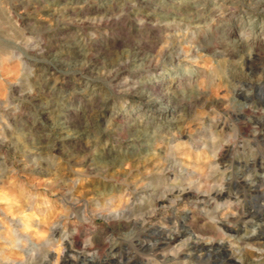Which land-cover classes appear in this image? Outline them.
I'll return each mask as SVG.
<instances>
[{
	"label": "rangeland",
	"instance_id": "1",
	"mask_svg": "<svg viewBox=\"0 0 264 264\" xmlns=\"http://www.w3.org/2000/svg\"><path fill=\"white\" fill-rule=\"evenodd\" d=\"M263 180L264 0H0V264H264Z\"/></svg>",
	"mask_w": 264,
	"mask_h": 264
},
{
	"label": "bare ground",
	"instance_id": "2",
	"mask_svg": "<svg viewBox=\"0 0 264 264\" xmlns=\"http://www.w3.org/2000/svg\"><path fill=\"white\" fill-rule=\"evenodd\" d=\"M140 51H138L139 53ZM172 51L167 49V51L164 53V57H166L167 59H172V55H171ZM158 99V98H157ZM160 99V98H159ZM167 100V99H166ZM165 100V101H166ZM160 101H163V99H160ZM155 103V101H154ZM171 109L170 110H175L177 109L176 106H171L170 107ZM79 127V126H78ZM258 151V150H257ZM263 151V150H262ZM258 155V154H257ZM260 155V154H259ZM169 160V159H168ZM254 161V160H253ZM263 161V160H261ZM259 162V161H258ZM257 162V163H258ZM252 164V163H251ZM262 166V165H261ZM171 167V166H170ZM248 169V168H247ZM257 170V169H256ZM259 170V169H258ZM248 175V174H247ZM244 176V175H243ZM247 177V176H246ZM245 177V178H246ZM249 177V176H248ZM261 179V178H260ZM248 180V179H247ZM177 181V180H176ZM260 181V180H259ZM264 181V180H263ZM233 183V182H232ZM184 184V183H183ZM182 184V185H183ZM237 185V183H236ZM235 186V185H234ZM253 186V185H252ZM158 187V186H157ZM175 187V186H173ZM261 188V187H260ZM253 189V188H252ZM164 190V189H163ZM233 191V190H232ZM234 193V192H233ZM258 194V193H256ZM229 193H223L222 190H217V191H208L206 190L205 194H201L199 193L198 191L193 193L189 190H186L185 188H182V189H179L176 190L174 192V189H171V190H165L164 193L161 195V197H159V199H152L153 202H155V205H156V210L155 211H159L161 210V208L165 207V204L166 203H170L172 205H179L181 204L182 202H184L185 200H189V199H194L195 201L197 202H201L203 204H206L208 202V199H213L214 201L216 200H222L224 197L228 196ZM233 195V194H232ZM235 195H238V192L235 191ZM172 196V197H171ZM241 197V196H240ZM256 197V196H255ZM151 201V200H150ZM212 201V200H211ZM213 201V203H215ZM224 201V200H222ZM243 201V200H242ZM198 204V203H197ZM152 205V204H151ZM183 206V205H182ZM236 208V207H235ZM122 209V208H121ZM123 210V209H122ZM236 210V209H235ZM121 211V210H120ZM162 211V210H161ZM207 211V210H206ZM212 211V210H211ZM122 214L124 213L123 211H121ZM130 213V212H129ZM147 213V212H146ZM164 213V212H163ZM238 213V212H237ZM148 214V213H147ZM146 214V215H147ZM128 213L127 215H123V217H126L127 218H130L128 217ZM144 215V214H143ZM235 215V214H234ZM121 216V215H120ZM233 217V216H232ZM155 218V214H151V215H148L147 217H143L141 218V222L138 224L137 221L134 222V226L136 227L135 229H137L138 232H141V231H144V226L147 224H150L153 219ZM194 218V217H193ZM231 218V217H230ZM158 220V219H157ZM150 222V223H149ZM181 222V221H180ZM229 221H227L228 223ZM246 222V221H245ZM187 223V222H186ZM118 224V223H117ZM121 224V223H120ZM127 224V223H126ZM181 224V223H180ZM224 225V223H223ZM242 226V225H241ZM178 226L176 225V228ZM181 227V226H180ZM57 228V227H56ZM222 228V227H220ZM191 229V228H190ZM219 229V228H218ZM230 230V229H229ZM165 231V230H164ZM213 231V230H211ZM56 232V231H55ZM219 232V231H218ZM217 232V233H218ZM222 232V229L221 231ZM223 233V232H222ZM151 236H148L149 237V240L147 242V247L149 249L150 252L152 253H157L159 251H165L167 249V247L171 244V242L173 240H177L178 239V236L176 235H172L171 236H166L165 233L163 231H157V230H153L151 232ZM184 235V234H183ZM232 239V238H231ZM260 239V236H257L256 238H249V239H246L245 242H247V244L249 246H255L256 245V242ZM228 240V239H227ZM146 241V240H145ZM209 241V240H208ZM229 241V240H228ZM131 242V241H130ZM210 242V241H209ZM212 242V241H211ZM242 242V241H241ZM177 243V242H176ZM212 244V243H211ZM246 244V243H245ZM101 245V244H100ZM145 245V244H144ZM174 245V244H173ZM172 245V246H173ZM96 246V245H95ZM171 246V245H170ZM171 246V247H172ZM187 247H189L192 251H199L201 252L200 255H198V260L202 261L203 260V257H206V260L208 259H217L219 261L220 264H237V263H240L241 261L243 262L245 258V256H242L239 257L237 256L236 257V253H232L230 252L229 250V247L226 246L224 244V241L222 240L220 243H214L212 245H210V247H206L203 245V242L201 243V240L199 239H196V240H193L191 241L189 244L186 245ZM97 247V246H96ZM98 248V247H97ZM174 248V247H173ZM189 249V250H190ZM129 250V249H128ZM172 250V249H171ZM170 250V251H171ZM216 250V251H215ZM70 251V250H69ZM180 251V250H179ZM243 253V252H241ZM240 253V254H241ZM189 254V253H188ZM82 255V254H81ZM85 255V254H84ZM153 255V254H152ZM187 255V254H186ZM222 255H225V257H222ZM173 256H177V253H174ZM118 257V256H117ZM172 257V255H171ZM187 257V256H186ZM222 257V258H220ZM239 257V258H238ZM85 258V257H83ZM238 258V260H237ZM87 259V258H86ZM119 259V258H118ZM178 260V259H177ZM250 260V259H248ZM246 259V261H248ZM205 261V260H204ZM115 262V261H113ZM121 261H118L117 264H120ZM83 263V262H82ZM84 264V263H83ZM250 264V262H249Z\"/></svg>",
	"mask_w": 264,
	"mask_h": 264
}]
</instances>
